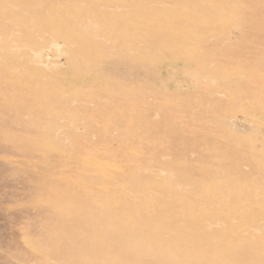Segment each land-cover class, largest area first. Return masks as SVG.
<instances>
[{"label":"rangeland","instance_id":"374dc122","mask_svg":"<svg viewBox=\"0 0 264 264\" xmlns=\"http://www.w3.org/2000/svg\"><path fill=\"white\" fill-rule=\"evenodd\" d=\"M0 264H264V0H0Z\"/></svg>","mask_w":264,"mask_h":264}]
</instances>
